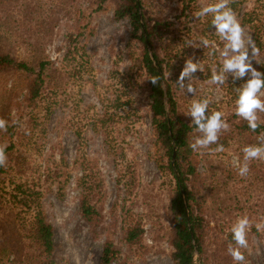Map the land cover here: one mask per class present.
<instances>
[{
  "label": "rangeland",
  "instance_id": "374dc122",
  "mask_svg": "<svg viewBox=\"0 0 264 264\" xmlns=\"http://www.w3.org/2000/svg\"><path fill=\"white\" fill-rule=\"evenodd\" d=\"M120 2L0 0V53L34 66L50 61L52 74L33 102V75L0 70V118L7 122V130H0L7 156L0 176V264L37 260L38 249L27 237L35 208L22 204V192H12L16 184L42 193L41 208L54 227L56 264H102L109 240L120 250L109 264H176L170 205L177 180L153 124L144 45L128 17L116 18ZM219 3L142 0L141 12L150 24L172 23L155 48L166 59L179 115L193 123L194 106L205 102L203 115L222 113L215 141L197 143L207 139L203 128L191 134L195 172L187 182L202 216L203 261L239 264L228 247H238L232 229L246 217L244 264H264V144L237 128L246 118L237 115L240 96L264 64L243 15L257 6L264 19V0H230L219 9H231L242 27L238 50L212 23L217 12L201 15ZM80 32L70 54L69 37ZM241 54L250 65L243 75L226 67ZM255 97L264 103V88ZM253 116L264 119L259 108ZM245 148L259 149V157L246 159ZM90 183L94 194L87 200L100 213L94 223L81 210ZM132 226L143 229L135 243L125 238ZM199 260L197 254L194 264Z\"/></svg>",
  "mask_w": 264,
  "mask_h": 264
},
{
  "label": "trees",
  "instance_id": "16d2710c",
  "mask_svg": "<svg viewBox=\"0 0 264 264\" xmlns=\"http://www.w3.org/2000/svg\"><path fill=\"white\" fill-rule=\"evenodd\" d=\"M142 0H121L115 16L117 19L128 17L133 25V35L137 37L144 45V54L142 56V64L147 70V86L149 90V98L151 99V111L153 112V124L158 134V139L165 150L168 158V168L177 180L176 189L171 199V217L173 220V243L175 251L173 258L176 264H194L196 256H200V264L203 261L204 249L202 245L203 224L202 216L196 213L195 209V193L188 184L189 174L195 172L194 161L190 159L194 147L191 141V134L196 129H201V125H207L213 113L203 115L197 123V119L190 123L183 119L178 111L177 104L173 95V91L168 81H166L165 69L167 67L165 57H162L155 48L156 41L164 40V36L171 30L172 23L170 21L161 20L150 24L146 20V15H142ZM259 12L258 7L246 11L243 15V22L248 23L253 29L254 41L264 53V19ZM144 18V19H143ZM143 19V22H142ZM145 20V21H144ZM82 32L79 34H71L69 37L68 52L71 54L74 48L77 49V42ZM153 53H150V50ZM50 61H40L37 66L31 65L25 61H19L13 56L0 53V70L16 69L25 71L33 75L30 86L29 99L36 102V99L42 96V88L48 77L52 74L48 73ZM259 79L264 82V64ZM155 80V83L153 82ZM264 88V83L259 88ZM260 114L264 115V110L259 108ZM257 127L253 130L249 127V120L243 118L238 123V130L242 133L255 135L259 138L261 144H264V119L255 118L253 121ZM240 132V131H239ZM176 151V158L173 162V155ZM6 169L0 167V176ZM1 183V177H0ZM94 183L87 186L88 193L84 197L81 205L83 215L92 223L99 219V211L88 203L87 198L94 194ZM22 192L20 201L24 206L32 208L35 211L33 219L27 232V237L36 245L38 249L37 260L34 264H56L54 259L55 238L54 227L47 220L44 211L41 208V192L29 191L25 192L23 184H16L14 192ZM184 195L186 196L187 206H185ZM3 201V190L0 185V204ZM143 229L141 227L132 226L126 229L125 238L135 243L140 240ZM120 250L109 240L102 254V264H109L115 260Z\"/></svg>",
  "mask_w": 264,
  "mask_h": 264
},
{
  "label": "clouds",
  "instance_id": "9594fccd",
  "mask_svg": "<svg viewBox=\"0 0 264 264\" xmlns=\"http://www.w3.org/2000/svg\"><path fill=\"white\" fill-rule=\"evenodd\" d=\"M230 0H221V3L216 5H210L206 9L201 10V15H203L206 12L214 11L217 12V15L214 17L212 23L216 25L217 32L224 36L226 33L227 38L231 41V47L234 50H238L241 47V32L242 27L237 20L235 14L232 12L231 9H228L227 11L223 13H219V9L223 8L228 4ZM259 51V49L254 48V52ZM246 58V54H241L235 62L229 60L226 62L227 68H238L241 75H243L250 67V65H247L244 63V60ZM194 67V66H192ZM253 75L256 76L258 73L253 70ZM214 79H216L214 77ZM155 83V80L153 81ZM262 82L260 79H253L249 82L248 87L243 91V93L240 96V99L238 101L239 107L237 109V115H243L249 120V127H251L253 130L257 127V125L253 122L255 120V117L253 116V110L260 108L261 110H264V103L261 102L258 98L255 97V93L257 90L262 86ZM191 90V89H190ZM207 107V102L203 104H197L194 106L193 115L197 117V123H199V119L203 117L204 109ZM222 115L221 112L216 111L213 113L212 117L209 119L207 125H201V128H203L207 132V139L202 141H197V143L200 144H207L209 141H215L216 135L215 130L220 127V116ZM6 121L2 118H0V130L6 131ZM227 127V125H225ZM6 145H0V167L5 166L7 162V156L5 155L4 148ZM194 147V146H191ZM246 153V159L249 157H259L260 150H249L248 148L244 149ZM245 172H247V165L240 170L239 174L241 176H244ZM247 223V218L239 220V225L232 229L233 232V240L235 241L236 245L238 247H232L229 245L228 247V253L231 255L234 261L239 262V264H244L245 257L243 253L240 251L241 248H247V240H246V231H245V224Z\"/></svg>",
  "mask_w": 264,
  "mask_h": 264
},
{
  "label": "water",
  "instance_id": "95a60500",
  "mask_svg": "<svg viewBox=\"0 0 264 264\" xmlns=\"http://www.w3.org/2000/svg\"><path fill=\"white\" fill-rule=\"evenodd\" d=\"M142 22H143V19H142ZM175 158H176V151L174 152V155H173V162L175 161ZM184 202H185V206H187V200H186L185 195H184Z\"/></svg>",
  "mask_w": 264,
  "mask_h": 264
}]
</instances>
